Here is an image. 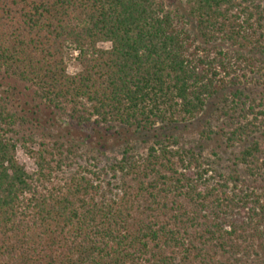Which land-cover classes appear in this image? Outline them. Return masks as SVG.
Listing matches in <instances>:
<instances>
[{
	"label": "trees",
	"instance_id": "obj_1",
	"mask_svg": "<svg viewBox=\"0 0 264 264\" xmlns=\"http://www.w3.org/2000/svg\"><path fill=\"white\" fill-rule=\"evenodd\" d=\"M170 1L0 0V264H264V146L224 175L177 135L264 57V0ZM48 129L71 156L29 174Z\"/></svg>",
	"mask_w": 264,
	"mask_h": 264
},
{
	"label": "rangeland",
	"instance_id": "obj_2",
	"mask_svg": "<svg viewBox=\"0 0 264 264\" xmlns=\"http://www.w3.org/2000/svg\"><path fill=\"white\" fill-rule=\"evenodd\" d=\"M165 1L169 9L173 11L175 8L172 1ZM100 47L109 49L111 45L109 43L101 44ZM236 51L235 48H230V52L234 56H236ZM253 62L255 66H251V69H247L248 71L241 68L242 71L238 73L240 82L236 86L229 87L222 94L211 99L204 113L196 120L183 124L177 133L181 137L179 141L182 146L202 153L203 159L209 165L211 164L215 171L224 175H228L237 169L234 167L235 156L239 155L253 141H258L264 146V118L259 114L264 112V57L257 56ZM67 67L70 76L80 71L77 53L73 50L69 51ZM242 74H246V76ZM237 91L242 93L241 102L245 104L241 105V102H238L239 100L234 96ZM253 125L256 130L247 136L245 144L238 143L234 147L227 145L223 133H230L232 129L240 128V126H248L253 129ZM182 130L183 134L180 135ZM19 133L20 135L17 137L21 139L24 133L22 131ZM57 136L54 131L48 129L45 132L35 134L32 142L25 143L22 141L18 144L17 159L29 174L37 172L38 169L33 153L42 152L48 160H51V155H53V159L56 161L62 155L64 157L71 156L67 153V148L61 149L59 143H56ZM134 138L137 141L138 153L146 154L147 149L152 144L151 138L143 135ZM120 153L116 148L113 149V152L107 153V157L108 159L119 157ZM262 165L263 163H259V169H262L261 173H264ZM239 169L241 175L246 178L245 167L241 165ZM55 173L56 181L59 179L58 176L63 177L59 171L56 172L55 170ZM207 177H212L211 184L221 182L214 171L208 172Z\"/></svg>",
	"mask_w": 264,
	"mask_h": 264
}]
</instances>
